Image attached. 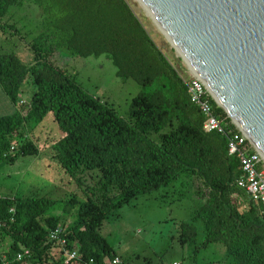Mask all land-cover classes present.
Here are the masks:
<instances>
[{"label":"trees","instance_id":"16d2710c","mask_svg":"<svg viewBox=\"0 0 264 264\" xmlns=\"http://www.w3.org/2000/svg\"><path fill=\"white\" fill-rule=\"evenodd\" d=\"M30 1L39 6L43 30L32 44L33 63L25 65L12 53L0 54V84L18 106L23 84L30 79L34 92L28 112L0 117V159L38 157L35 140L18 134L50 114L62 135L51 149L52 158L67 172L88 175L86 199L72 198L55 214L56 201L40 197L0 196V244L8 245L13 261L21 246L30 263L66 264L50 256V233L62 227L76 202L75 221L65 228V249L77 255L67 264H100L118 257L101 229L115 212L141 196L186 175L201 201L192 217L202 222L204 239L197 245L193 222L180 224L179 242L200 249L222 244L226 264H264V212L238 186L239 160L228 154V140L205 132L204 117L189 97L184 74L147 31L128 0H0V29L17 31L3 22L13 7ZM73 57L106 55L117 77L134 80L142 91L132 98L129 119L90 95L59 62ZM216 115L231 121L216 104ZM35 139V138H34ZM81 177L78 181L81 183ZM199 189V190H198ZM0 264H4L0 257ZM16 264V263H14Z\"/></svg>","mask_w":264,"mask_h":264},{"label":"rangeland","instance_id":"374dc122","mask_svg":"<svg viewBox=\"0 0 264 264\" xmlns=\"http://www.w3.org/2000/svg\"><path fill=\"white\" fill-rule=\"evenodd\" d=\"M128 1L168 58L184 74L191 77L192 72L187 64L139 1ZM43 18L39 6L30 1L24 2L20 7L11 8L3 22L15 24L18 29L16 32L8 28L0 29V54H15L25 65H31V46L43 30ZM63 51L62 54L67 59L59 62V65L64 66L66 72L90 95L107 103L121 118L128 120L130 102L142 88L132 79L117 77L116 68L106 55L83 58L70 56L65 49ZM33 92L34 87L28 79L23 84L20 97V102L24 101L25 104L19 102L22 109L19 111L24 115L28 112L27 106ZM33 128L32 131L31 125L24 126L18 137L22 134L35 140L40 155L21 156L13 163L0 159V196L53 199L57 209L54 213L60 215L63 214L62 207L66 201L72 198L84 201L87 195L86 185L93 187L94 181L88 175L83 178L76 173L67 172L52 158L51 147L62 135L52 115L49 114L43 122L33 125ZM78 177H81V183L76 179ZM194 184L200 188V184ZM197 186L195 187L186 175H182L169 185L162 186L134 200L131 205L118 209L105 221L101 234L113 247L121 259V264H163L173 261L183 264H226V250L222 244H211L207 249H200L195 259L194 246L183 247L179 242L180 224L193 222L194 212L202 203L193 196ZM78 209L79 204L76 202L70 210L71 214L63 219L61 226L66 228L75 221ZM193 223L197 228L196 243L201 245L204 239L202 222ZM61 251L62 248L55 245L50 252L52 260L58 261Z\"/></svg>","mask_w":264,"mask_h":264},{"label":"water","instance_id":"95a60500","mask_svg":"<svg viewBox=\"0 0 264 264\" xmlns=\"http://www.w3.org/2000/svg\"><path fill=\"white\" fill-rule=\"evenodd\" d=\"M139 1L264 158V0Z\"/></svg>","mask_w":264,"mask_h":264},{"label":"built area","instance_id":"2783aa9c","mask_svg":"<svg viewBox=\"0 0 264 264\" xmlns=\"http://www.w3.org/2000/svg\"><path fill=\"white\" fill-rule=\"evenodd\" d=\"M188 94L191 102L197 106L202 113L205 132H217L225 136L228 140V154L236 157L241 165L242 176L238 181V186L244 189L251 196L252 200L263 207L264 212V158L257 151L251 141L244 133L232 122L222 119L216 115L215 100L205 84L193 73L187 81ZM25 104L24 101L20 102ZM217 107H219L217 105ZM220 108V107H219ZM228 117V116H227ZM229 118V117H228ZM230 119V118H229ZM65 228L57 227L50 233V241L62 248L61 257H66V264L77 255V249L73 253L65 249L66 240L63 238ZM21 250L16 254L13 261L7 256L8 245L0 244V257L4 264H20L21 262L30 263L32 254L29 249L21 246ZM60 257V258H61ZM60 260V259H59ZM100 264H121L119 257L105 258ZM163 264H183L173 261Z\"/></svg>","mask_w":264,"mask_h":264},{"label":"crops","instance_id":"0c3cea01","mask_svg":"<svg viewBox=\"0 0 264 264\" xmlns=\"http://www.w3.org/2000/svg\"><path fill=\"white\" fill-rule=\"evenodd\" d=\"M22 97V96H21ZM22 110L20 106L14 105L0 84V117L13 115L15 112Z\"/></svg>","mask_w":264,"mask_h":264},{"label":"bare ground","instance_id":"6f19581e","mask_svg":"<svg viewBox=\"0 0 264 264\" xmlns=\"http://www.w3.org/2000/svg\"><path fill=\"white\" fill-rule=\"evenodd\" d=\"M139 1V0H138ZM139 3L143 6V8L145 9V11L147 12V14L152 18L153 15L151 14L150 10L141 2L139 1ZM152 20H154V23L157 25V27L159 28V30L164 34V36L166 37V39L170 42V44L177 50V53L179 54V56H181L185 63L191 67L190 63L188 62L187 59H185V57L182 55L180 49L177 47V45L175 44V42L172 40V38L168 35V33L160 26V24L158 23V21L153 18Z\"/></svg>","mask_w":264,"mask_h":264}]
</instances>
